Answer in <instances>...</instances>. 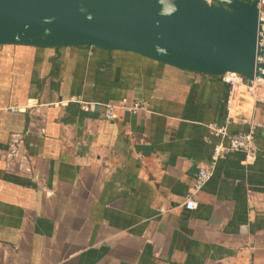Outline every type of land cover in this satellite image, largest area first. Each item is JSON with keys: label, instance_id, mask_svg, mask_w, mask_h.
Returning <instances> with one entry per match:
<instances>
[{"label": "crops", "instance_id": "crops-1", "mask_svg": "<svg viewBox=\"0 0 264 264\" xmlns=\"http://www.w3.org/2000/svg\"><path fill=\"white\" fill-rule=\"evenodd\" d=\"M253 120L255 159L228 152L185 208L208 123ZM0 264H264V97L131 50L0 44Z\"/></svg>", "mask_w": 264, "mask_h": 264}, {"label": "water", "instance_id": "water-1", "mask_svg": "<svg viewBox=\"0 0 264 264\" xmlns=\"http://www.w3.org/2000/svg\"><path fill=\"white\" fill-rule=\"evenodd\" d=\"M258 0H0V44L125 49L189 70L264 79Z\"/></svg>", "mask_w": 264, "mask_h": 264}, {"label": "built area", "instance_id": "built-area-1", "mask_svg": "<svg viewBox=\"0 0 264 264\" xmlns=\"http://www.w3.org/2000/svg\"><path fill=\"white\" fill-rule=\"evenodd\" d=\"M259 5H264V0H258ZM221 79L229 84L230 90L237 83H245L248 91L257 97H264L258 90L259 84L256 79H248L235 71H225L221 75ZM147 101L144 98H137L131 103L126 101L108 102L105 103L103 108V115L107 119H111L115 116V112L118 108L136 111L137 109L146 106ZM84 107V105H82ZM258 124L253 120L249 123L247 130L230 131L226 123L216 124L214 122L208 123V128L211 133L218 137V141L213 145L210 164L200 165L197 169L191 189H189L184 197L183 206L187 209H194L197 207V199L195 197L196 192L202 188L205 182L212 174V169L215 162L224 157L228 152L232 150H241L244 153V161H252L256 157L257 146L254 137V128ZM23 143V135L20 133H12L9 141L8 157L13 159L15 156L21 154L25 159L26 155L21 151V145ZM246 224H241L240 228L245 229Z\"/></svg>", "mask_w": 264, "mask_h": 264}]
</instances>
